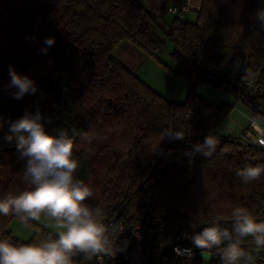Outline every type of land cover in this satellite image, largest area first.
I'll list each match as a JSON object with an SVG mask.
<instances>
[{
  "label": "trees",
  "instance_id": "obj_1",
  "mask_svg": "<svg viewBox=\"0 0 264 264\" xmlns=\"http://www.w3.org/2000/svg\"><path fill=\"white\" fill-rule=\"evenodd\" d=\"M177 1L182 0H0V117L5 121L0 151L10 155L0 161V197L29 188L23 179L26 161L18 159L16 141L5 139L7 121L39 109L51 135L65 129L69 135L91 130L105 137L91 145L76 139L74 154L82 164L77 176L91 180L94 196L88 203L105 210L106 223L112 217L148 222L144 251L150 264H220L217 248L203 250L217 255L214 260L197 257L202 250L192 237L217 216L229 218L237 206L264 220V175L249 184L236 175L245 164H264V147L241 131L234 140L225 136L210 158L184 153L213 134L232 109L198 94L201 84L224 86L253 117H264V30L255 19L264 0H200L195 22L182 21L181 14L168 22V7ZM47 38H54V45L48 46ZM166 39L174 66L162 64L188 84L183 102L164 98L114 54L127 40L160 61ZM10 66L35 81V94L13 98L14 89L6 87ZM245 70L251 77L242 81ZM245 82L257 91L240 85ZM168 127L184 130L185 139L161 140ZM156 176L155 186H148L146 179ZM13 218L0 215V238L33 243L52 232L31 221L32 236L20 240L8 228ZM230 223L222 225L230 228ZM178 244L196 256L176 255ZM243 246L252 247L247 240ZM256 255L257 264H264V250Z\"/></svg>",
  "mask_w": 264,
  "mask_h": 264
},
{
  "label": "clouds",
  "instance_id": "obj_2",
  "mask_svg": "<svg viewBox=\"0 0 264 264\" xmlns=\"http://www.w3.org/2000/svg\"><path fill=\"white\" fill-rule=\"evenodd\" d=\"M191 6L192 0H188ZM255 19L264 30V8L255 13ZM45 43L52 46L54 38ZM235 70L238 64H234ZM10 83L6 86L12 91L14 99H22L26 94H35L37 86L27 75L18 74L9 67ZM251 77L245 70L241 80ZM39 109L28 112L16 119L8 120V134L5 139L15 140L18 159L26 161L23 179L28 190L18 194L8 193L0 197V215L15 216L20 223L31 227V221H44L54 229L46 239L33 243H16L11 238H0V264H85L95 260L104 264V258L111 259L122 248L117 244L115 225L106 223L105 210L93 206L88 201L93 198L91 180L86 182L77 176L82 167L74 154L76 139L91 145L101 142L105 137L91 130H73L69 135L59 129L57 135L49 134L42 122ZM0 117V129L4 126ZM255 135L253 143L264 147V117L259 115L250 119ZM161 140H184L185 131L172 127L165 128ZM218 139L210 133L203 143L191 145L184 154L195 157L200 154L210 158L217 150ZM236 175L245 184L257 181L264 175V164H245L236 170ZM230 220V228L222 222ZM38 231V229H37ZM196 247L203 250H220V264H257V255L264 250V220H259L246 207L237 206L231 210L229 218L217 216L210 226L203 227L192 237ZM252 247H244L245 241ZM180 255L179 251L177 252ZM184 255L191 256V249ZM80 258L79 260L77 258Z\"/></svg>",
  "mask_w": 264,
  "mask_h": 264
},
{
  "label": "rangeland",
  "instance_id": "obj_3",
  "mask_svg": "<svg viewBox=\"0 0 264 264\" xmlns=\"http://www.w3.org/2000/svg\"><path fill=\"white\" fill-rule=\"evenodd\" d=\"M141 1V0H139ZM193 4L200 3V0H192ZM175 17V14H168L166 21H171ZM180 18L184 22L193 23L197 18V9H192L186 13L180 15ZM160 35L164 38L163 32L159 31ZM135 47V46H134ZM138 54L142 58L138 61L137 59V71L142 75L148 83L153 85L159 91L165 93L171 99H178L177 102L185 101L188 95V84L184 79L179 76H174L165 66H174L169 52L172 49L171 43L166 39V46L161 54L158 55L160 61L147 55L137 47ZM115 52V51H114ZM115 54V53H114ZM116 55V54H115ZM197 93L202 95L207 101L212 104L220 105L222 103H228L232 106L229 114L217 125L213 135L218 139L219 144L227 135H239L249 120L253 117L247 107L242 102L235 98L232 92H230L224 86H213L201 84L197 87ZM244 126V127H243ZM9 152L0 151V161L9 159ZM35 224L54 232V229L47 226L42 220L40 222L32 221ZM32 225V223H31ZM9 230L12 234L20 240H29L34 232V226L27 227L19 222L17 218H13L9 225Z\"/></svg>",
  "mask_w": 264,
  "mask_h": 264
},
{
  "label": "built area",
  "instance_id": "obj_4",
  "mask_svg": "<svg viewBox=\"0 0 264 264\" xmlns=\"http://www.w3.org/2000/svg\"><path fill=\"white\" fill-rule=\"evenodd\" d=\"M199 3L197 4H191V6L188 3V0H182L173 2L168 7V12L170 14H183L188 11H191L192 9H198ZM240 85L246 86L251 92H256L257 88L252 82H245L241 83ZM244 132V137L251 142L254 145H258L256 143H253L252 137L255 135V133L251 129L250 120L246 127L242 129ZM235 136H229V139L234 140ZM156 178H150L146 179V184L148 186H155ZM109 224L115 225V227L122 231H117V244L121 246L122 250L117 252V254L112 257L111 259L105 257L104 258V264H113V262L118 261V264H150L144 248L145 244L150 239V227L147 221H142L139 223H132L125 219L118 218V217H112L108 220ZM191 249L192 255L190 257L196 256V252L189 246L186 245H175L173 246V251L176 255L179 251L180 257H189L187 255H184L185 250ZM97 263V262H96Z\"/></svg>",
  "mask_w": 264,
  "mask_h": 264
},
{
  "label": "crops",
  "instance_id": "obj_5",
  "mask_svg": "<svg viewBox=\"0 0 264 264\" xmlns=\"http://www.w3.org/2000/svg\"><path fill=\"white\" fill-rule=\"evenodd\" d=\"M135 49L136 48L134 47V45L131 42H129L127 40H123L115 48V50H114L115 52L114 53L116 54V57L131 72H133L141 80H143L144 82H146L153 90H155L157 93H159L160 95H162L164 98H166L169 101H177L178 99H171L167 95H165V93H163V92L159 91L158 89H156L155 87H153V85H151L150 83H148V81L142 75L139 74V72L137 71L136 65H137V59L139 61L142 58V56H140V54H138V51L135 50Z\"/></svg>",
  "mask_w": 264,
  "mask_h": 264
},
{
  "label": "water",
  "instance_id": "obj_6",
  "mask_svg": "<svg viewBox=\"0 0 264 264\" xmlns=\"http://www.w3.org/2000/svg\"><path fill=\"white\" fill-rule=\"evenodd\" d=\"M197 257L202 258V259H206V260H214L217 258V255L212 254V253H208V252H204V251H199L197 253Z\"/></svg>",
  "mask_w": 264,
  "mask_h": 264
}]
</instances>
